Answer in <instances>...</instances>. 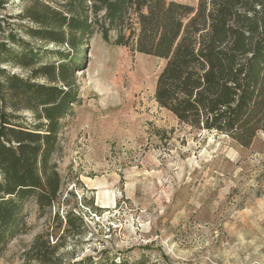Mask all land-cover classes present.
Here are the masks:
<instances>
[{"label": "rangeland", "instance_id": "rangeland-1", "mask_svg": "<svg viewBox=\"0 0 264 264\" xmlns=\"http://www.w3.org/2000/svg\"><path fill=\"white\" fill-rule=\"evenodd\" d=\"M31 2L8 0L2 25L40 50L42 63L78 55V99L61 120L59 198L44 213L27 202L26 230L0 264H264V133L243 147L179 123L155 99L163 59L116 44L113 30L105 38L103 14L89 7L93 32L79 50L34 39L26 30L35 24L20 16ZM20 115L32 121L30 111ZM69 212L79 217L72 225ZM43 241L51 252L41 256Z\"/></svg>", "mask_w": 264, "mask_h": 264}, {"label": "trees", "instance_id": "trees-1", "mask_svg": "<svg viewBox=\"0 0 264 264\" xmlns=\"http://www.w3.org/2000/svg\"><path fill=\"white\" fill-rule=\"evenodd\" d=\"M8 0H0V9ZM59 10L32 0L20 13L35 24L34 39L79 48L93 32L85 15L102 13L104 36L163 59L155 99L179 121L215 131L243 147L264 133V0H74ZM0 19V257L25 232L24 209L35 199L42 213L59 198L62 177L54 158L62 152L61 120L77 102L78 55L42 63L36 47ZM106 26V27H105ZM10 29V31L8 30ZM10 67L29 69L24 77ZM46 81L41 82L39 79ZM32 113V121L20 112ZM75 216L67 213L72 225ZM39 254L51 245L43 241ZM47 250V251H45Z\"/></svg>", "mask_w": 264, "mask_h": 264}]
</instances>
